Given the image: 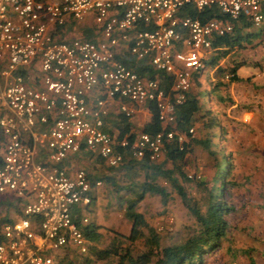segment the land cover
I'll list each match as a JSON object with an SVG mask.
<instances>
[{"label": "built area", "instance_id": "built-area-1", "mask_svg": "<svg viewBox=\"0 0 264 264\" xmlns=\"http://www.w3.org/2000/svg\"><path fill=\"white\" fill-rule=\"evenodd\" d=\"M185 8L220 18L203 22ZM88 19L97 41L57 39L68 22ZM241 23L264 26V0H0V197L18 210L0 229V264H58L66 249L85 256L84 213L102 183L65 161L84 151L116 168L128 146L134 158L159 159L193 73L233 50L214 44ZM121 47L170 76L169 91L120 60ZM106 100L153 106L161 130L119 140L103 128Z\"/></svg>", "mask_w": 264, "mask_h": 264}, {"label": "rangeland", "instance_id": "rangeland-1", "mask_svg": "<svg viewBox=\"0 0 264 264\" xmlns=\"http://www.w3.org/2000/svg\"><path fill=\"white\" fill-rule=\"evenodd\" d=\"M79 27L80 25L77 30ZM86 28L89 29L88 25ZM248 31L244 33L247 34ZM251 32L250 41L243 43L240 50L225 52L226 56L216 59L215 65L206 64L203 69L193 73L191 80L192 91L200 87L209 93L215 89V94L204 102L210 104V110L222 132L216 130V133H221V140H214V159L210 157L208 150L197 148L195 163L188 166L187 172L193 174L198 169V175L209 182L214 176L216 163H220L223 156L233 166L229 180L231 184L226 195V202L232 210L223 216L226 223V242L221 243L215 252L207 254L204 258L205 264H248L249 259L254 264H264V26L253 27ZM211 57H215V54ZM250 57L262 58L252 60L256 65L252 67ZM236 71L238 78L241 77L238 82L231 80L232 73ZM198 127L197 123L193 135L200 138L204 133L199 134L196 130ZM90 157L89 160L83 155L76 158L77 163L81 164V170L101 181L115 175L116 182L122 184V173L112 172L103 164L97 166L98 159ZM221 167L222 165L219 170ZM244 185L250 188L251 194L245 193ZM114 194L110 186L102 183L93 193L94 199L84 213L88 223L98 227L102 234L99 243L92 244V248H107L114 235L122 237V249L130 246L124 238L130 235L132 224L125 216V207L121 206L118 196ZM136 210L143 216L149 228L161 237L162 247L181 242L186 235V228L192 224L177 200L163 206L158 196L147 195L137 205ZM135 243L130 247L140 249V242ZM56 255L59 264H86L87 260L93 261L90 250L85 256L74 250L59 251ZM93 264L117 262L93 261Z\"/></svg>", "mask_w": 264, "mask_h": 264}, {"label": "trees", "instance_id": "trees-1", "mask_svg": "<svg viewBox=\"0 0 264 264\" xmlns=\"http://www.w3.org/2000/svg\"><path fill=\"white\" fill-rule=\"evenodd\" d=\"M184 11L189 12L190 15H196L203 22L211 18H220L215 9H206L197 14L188 8H185ZM251 29L252 26L241 23V26L236 27L232 36L218 39L214 46L215 48L218 46L232 48L237 45L240 50L243 43H246L250 38L247 36L252 33ZM244 31H248L247 34ZM225 52L227 51L216 52L215 57H212L207 65H215L217 60L226 56ZM131 62L136 66L135 69L140 75L148 79H158L165 92L169 91L172 85L170 76L154 71L143 62L134 60ZM231 80L239 81L236 73H232ZM191 88L184 104L177 107L175 111V127L170 130L173 133V138L164 139L161 157L152 160L151 154L146 152L142 158H134L130 146H128L124 150H120L123 154L122 163L116 168H110L112 172L122 173V184L116 182L115 175L106 177L102 181L112 188L114 196H118V202L125 207V216L132 224L130 235L124 239L130 243V246L135 242H140L141 248L136 249L129 246L122 249V237L118 238L114 235L107 248H90L94 262L115 260L117 264H205L204 258L207 257V254L215 252L221 243L226 242V223L223 216L228 215L232 210L226 202V195L231 184L229 180L233 166L227 157L223 156L222 161L216 163L214 176L209 182L198 175V169L193 174H188V166L195 163L197 148L208 150L210 157L214 159L216 154L214 140H221V133H216V130L222 132L220 124L210 110V104L204 102L206 98L215 94V89L206 93L200 87L195 91H192ZM150 109L153 116L143 131L153 136L161 130V125L154 107L152 106ZM129 120L123 116L122 120L115 124V128L117 129V138L119 140L126 139L129 145H132L136 135L131 130ZM197 123L199 127L196 130L199 131V134L204 133V135H200V138L193 135ZM107 132L111 134L110 131ZM180 136L183 137L182 143L178 142ZM222 141H224V136H222ZM210 148L211 151H209ZM97 162L102 163L99 159ZM246 183L248 184V180ZM217 184L220 185L217 186ZM243 188L245 193L249 194L250 188L247 185H244ZM147 195L158 196L163 206H166L170 201L177 200L185 210L186 216L192 224L186 228V235L181 242L171 246H161V237L149 228L143 216L136 210L137 205ZM17 214V203L1 197L0 229L3 224L13 221ZM99 230L98 227L89 223L81 226L83 235L91 244H97L101 240L102 234L99 233ZM93 261L87 260L86 264H93ZM248 264H254L253 260L249 259Z\"/></svg>", "mask_w": 264, "mask_h": 264}, {"label": "crops", "instance_id": "crops-1", "mask_svg": "<svg viewBox=\"0 0 264 264\" xmlns=\"http://www.w3.org/2000/svg\"><path fill=\"white\" fill-rule=\"evenodd\" d=\"M78 25H80L79 30H77ZM82 25L84 26L82 27ZM86 25H88L89 29L86 28ZM93 27H94V23L90 19L85 20L82 23H75V24L68 22L62 31L60 30L58 31L57 39L60 41H65V42H70L72 40H88V41L94 42V41H97L99 38L98 36L94 34L95 30L93 29ZM248 41H250V38H248ZM230 49H233L235 51V50H238L239 48L237 47V45H235L234 47ZM127 57L128 55H127L126 49L124 47H121L118 58L124 61L129 66H131L133 69H135L136 66L131 61L132 60L136 61V59H133V58L127 59ZM260 58L262 57H257V58L250 57L249 62L252 63V67L256 66L255 63H253L255 61H252V60H257V59L260 60ZM250 67L251 66H249V69H251ZM237 71L235 72L236 75H237ZM239 79H241V77ZM121 104H124L129 110L132 111V115L129 118L130 119L129 122H130V127H131L133 134L137 136L140 133L144 132L143 131L144 127L151 121V118L153 116V112L150 109L151 106L150 105L136 106L132 103H129L127 101H121V100H116L114 102H110L109 100H106L107 116L105 117V120H104V126H103L104 130L110 131L112 135L116 136L117 129L115 128V124L119 123L123 117L119 109ZM80 154L85 156V159H88V160L89 158H91L90 156H92L91 154H88L82 151L79 154L68 158L64 164L67 169H70V168L72 169L70 170V172H73V170L81 169V164L77 163L76 161V158L81 156ZM93 158L95 159V157ZM102 164L106 166L103 162L101 164H97V166L102 165ZM90 178L93 182L101 181V179H98V178L95 179L91 176ZM251 193L252 192H249V194ZM254 196H255V193H254Z\"/></svg>", "mask_w": 264, "mask_h": 264}, {"label": "clouds", "instance_id": "clouds-1", "mask_svg": "<svg viewBox=\"0 0 264 264\" xmlns=\"http://www.w3.org/2000/svg\"><path fill=\"white\" fill-rule=\"evenodd\" d=\"M197 72H198V71H197ZM101 183H102V182H101ZM91 247H92V246H91ZM91 247H90V248H91Z\"/></svg>", "mask_w": 264, "mask_h": 264}]
</instances>
